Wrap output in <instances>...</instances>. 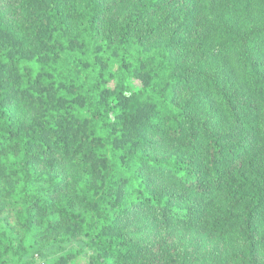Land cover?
Listing matches in <instances>:
<instances>
[{
  "label": "trees",
  "instance_id": "obj_1",
  "mask_svg": "<svg viewBox=\"0 0 264 264\" xmlns=\"http://www.w3.org/2000/svg\"><path fill=\"white\" fill-rule=\"evenodd\" d=\"M80 260L264 264V0H0V264Z\"/></svg>",
  "mask_w": 264,
  "mask_h": 264
},
{
  "label": "rangeland",
  "instance_id": "obj_2",
  "mask_svg": "<svg viewBox=\"0 0 264 264\" xmlns=\"http://www.w3.org/2000/svg\"><path fill=\"white\" fill-rule=\"evenodd\" d=\"M81 245V243L77 242V241H72L71 243H69L68 245L65 246V249H75L77 247H79ZM58 253V249L57 248H49L48 250L43 251L42 256L43 259H45L47 262H50V260H52L53 257L57 256ZM77 264H85L83 261H79Z\"/></svg>",
  "mask_w": 264,
  "mask_h": 264
}]
</instances>
